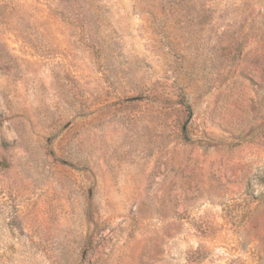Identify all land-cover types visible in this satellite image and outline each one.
I'll return each instance as SVG.
<instances>
[{"label":"rangeland","instance_id":"1","mask_svg":"<svg viewBox=\"0 0 264 264\" xmlns=\"http://www.w3.org/2000/svg\"><path fill=\"white\" fill-rule=\"evenodd\" d=\"M0 264H264V0H0Z\"/></svg>","mask_w":264,"mask_h":264}]
</instances>
